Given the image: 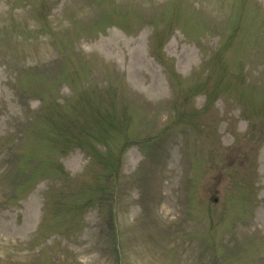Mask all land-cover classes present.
I'll return each mask as SVG.
<instances>
[{"label": "rangeland", "instance_id": "1", "mask_svg": "<svg viewBox=\"0 0 264 264\" xmlns=\"http://www.w3.org/2000/svg\"><path fill=\"white\" fill-rule=\"evenodd\" d=\"M0 264H264V0H0Z\"/></svg>", "mask_w": 264, "mask_h": 264}]
</instances>
